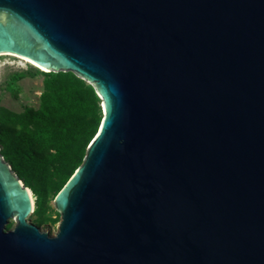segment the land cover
<instances>
[{"label": "water", "instance_id": "95a60500", "mask_svg": "<svg viewBox=\"0 0 264 264\" xmlns=\"http://www.w3.org/2000/svg\"><path fill=\"white\" fill-rule=\"evenodd\" d=\"M0 53L102 108L55 234L0 153V264H264V0H0Z\"/></svg>", "mask_w": 264, "mask_h": 264}, {"label": "trees", "instance_id": "16d2710c", "mask_svg": "<svg viewBox=\"0 0 264 264\" xmlns=\"http://www.w3.org/2000/svg\"><path fill=\"white\" fill-rule=\"evenodd\" d=\"M43 74L39 107L26 108L15 120L20 128L0 123V152L32 190L38 225L46 214L48 192L53 190L55 197L82 163L102 118L101 100L92 85L71 71Z\"/></svg>", "mask_w": 264, "mask_h": 264}, {"label": "rangeland", "instance_id": "374dc122", "mask_svg": "<svg viewBox=\"0 0 264 264\" xmlns=\"http://www.w3.org/2000/svg\"><path fill=\"white\" fill-rule=\"evenodd\" d=\"M43 72L47 71L39 70L18 57L0 55V123L20 128V124L15 120L19 119L18 117L23 114L26 108L39 107L40 96L44 90ZM83 83L91 85L85 80ZM32 128L33 125H29L27 129L31 130ZM53 195V190H50L46 196V214L42 224L36 223L37 216L34 213H31L27 218L50 234L57 232V224L61 220V214L54 206ZM15 224L16 220L10 219L6 228H12Z\"/></svg>", "mask_w": 264, "mask_h": 264}, {"label": "bare ground", "instance_id": "6f19581e", "mask_svg": "<svg viewBox=\"0 0 264 264\" xmlns=\"http://www.w3.org/2000/svg\"><path fill=\"white\" fill-rule=\"evenodd\" d=\"M0 55H10V56L18 57V58L22 59V61H25L26 63H29V64L35 66L39 70L47 71L44 67H42L41 65L37 64L33 60H31L28 57H25L23 55L15 54V53H0ZM26 190H27V193H28V195H29V197L31 199L32 204H33V202L35 201L34 194L32 193V191L29 188H27ZM12 219H14V218H12Z\"/></svg>", "mask_w": 264, "mask_h": 264}]
</instances>
